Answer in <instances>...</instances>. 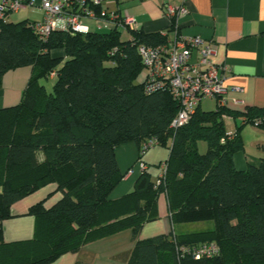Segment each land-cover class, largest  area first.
Listing matches in <instances>:
<instances>
[{"label": "trees", "instance_id": "trees-1", "mask_svg": "<svg viewBox=\"0 0 264 264\" xmlns=\"http://www.w3.org/2000/svg\"><path fill=\"white\" fill-rule=\"evenodd\" d=\"M100 7L93 6L97 14ZM6 16L0 19V84L9 70L31 66V73L19 102L0 108V222L11 216L14 202L49 183L61 196L49 207L39 201L29 208L34 236L0 264H48L127 228L133 248L126 264H264V144L257 164L237 169L233 162L244 148L243 126L264 132V107L198 105L186 123L171 128L178 104L165 91L144 92L136 50L165 44V35L137 28L128 30L129 39L117 27L74 33L56 27L41 39L31 22ZM51 73L47 90L42 81ZM224 116L241 117L231 134ZM152 138L168 150L161 181L141 170L131 191L111 198L123 178L116 148L134 142L139 151ZM200 140L205 152L198 150ZM160 194L170 231L140 238L142 226L156 218ZM196 222L211 226L175 229ZM202 243H215L218 253L178 257V246Z\"/></svg>", "mask_w": 264, "mask_h": 264}, {"label": "crops", "instance_id": "crops-1", "mask_svg": "<svg viewBox=\"0 0 264 264\" xmlns=\"http://www.w3.org/2000/svg\"><path fill=\"white\" fill-rule=\"evenodd\" d=\"M35 4L31 5L30 2ZM40 0H21L22 6L10 12L5 20L18 22H39L43 10ZM184 0H125L118 3H102L103 11H126L134 16L137 28L144 32H160L171 41L176 36H199L209 42L213 49L210 61L219 67L226 87L223 105L238 111L247 107H264V0H186V13L169 16L165 6H179ZM89 29L107 30L111 27L94 19L84 20ZM62 20L56 21V27L63 29ZM123 38H129L123 28ZM193 51V60L197 58ZM31 73V66H23L5 72L0 84V108L15 105L19 102L23 89ZM50 77H54L51 73ZM216 105V99H215ZM201 109V103H199ZM204 110V109H203ZM241 117L232 119L224 116L227 133H233ZM227 123L231 127L227 130ZM244 148L235 152L233 162L237 169H245L249 164H257L262 156L260 146L264 144V132L256 125L248 124L241 130ZM138 146L126 142L115 150L116 160L123 178L111 192V198H118L133 188L134 179L141 171L136 162ZM168 150L160 145L150 148L142 161L152 176H156L157 165L167 158ZM129 169H133L128 173ZM61 194L56 185L49 183L33 193L21 198L10 206L11 216L0 222L1 242L0 257L16 253L24 246L22 241L34 236L35 218L28 214L29 208L44 201L49 207ZM156 218L146 222L139 233L140 238H148L168 233L171 222L168 215L164 194L158 196L155 205ZM192 224V223H191ZM183 225V224H182ZM177 232L178 229L176 230ZM199 231V230H197ZM183 232V231H181ZM192 232V231H189ZM133 248L129 228L84 243L77 251L61 254L48 264H126Z\"/></svg>", "mask_w": 264, "mask_h": 264}, {"label": "built area", "instance_id": "built-area-1", "mask_svg": "<svg viewBox=\"0 0 264 264\" xmlns=\"http://www.w3.org/2000/svg\"><path fill=\"white\" fill-rule=\"evenodd\" d=\"M125 0H40L39 7L43 10L42 20L33 22L30 27L41 39H46L56 28V21L62 20L63 29L74 32H85L88 27L84 20L94 19L112 27L125 30L137 29L134 16L126 11H103L97 14L94 5L102 3H118ZM35 4L34 1L30 2ZM22 6L21 0H0V19ZM167 15L173 16L188 11L186 0L179 6L166 5ZM142 70L138 80L142 83L146 94L165 91L177 102L178 110L170 122L171 128H177L186 123L199 103L204 98L216 99L223 105L226 87L218 66L210 61L213 49L209 42L199 36H176L171 41L159 45H137ZM198 55L193 60V51ZM116 48L112 49V53ZM157 139L152 138L142 144L137 166L144 170L143 155L153 146ZM163 161L158 166L156 183L161 181L164 169ZM133 169H129L128 173ZM219 249L215 243H202L194 246H178V257L190 256L193 259L216 255Z\"/></svg>", "mask_w": 264, "mask_h": 264}, {"label": "rangeland", "instance_id": "rangeland-1", "mask_svg": "<svg viewBox=\"0 0 264 264\" xmlns=\"http://www.w3.org/2000/svg\"><path fill=\"white\" fill-rule=\"evenodd\" d=\"M98 30H102V29H98ZM122 31V30H121ZM123 32V31H122ZM125 35L123 34L122 37H124ZM43 84L45 85L47 90H50L51 85L54 82V77H49L47 80H43L42 81ZM201 106L204 110H213L215 108V99L213 98H204L201 102ZM227 130H229V128L231 127V125L227 123ZM198 150L199 152H205L206 150V143L202 140L198 141ZM158 174V170L157 173ZM211 226V222H196V223H192V224H183V225H179L176 226L175 229L179 232L183 231V232H189V231H197V230H202L204 228H208ZM170 231V229H169ZM168 231V232H169Z\"/></svg>", "mask_w": 264, "mask_h": 264}]
</instances>
